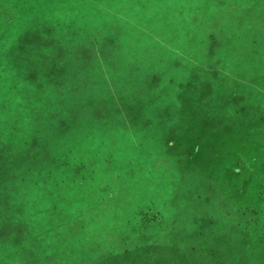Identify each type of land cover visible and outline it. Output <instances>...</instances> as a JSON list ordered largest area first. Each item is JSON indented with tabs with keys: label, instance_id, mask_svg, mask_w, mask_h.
Here are the masks:
<instances>
[{
	"label": "rangeland",
	"instance_id": "obj_1",
	"mask_svg": "<svg viewBox=\"0 0 264 264\" xmlns=\"http://www.w3.org/2000/svg\"><path fill=\"white\" fill-rule=\"evenodd\" d=\"M219 1L0 0V264H264V0Z\"/></svg>",
	"mask_w": 264,
	"mask_h": 264
},
{
	"label": "crops",
	"instance_id": "obj_2",
	"mask_svg": "<svg viewBox=\"0 0 264 264\" xmlns=\"http://www.w3.org/2000/svg\"><path fill=\"white\" fill-rule=\"evenodd\" d=\"M226 6L232 7L231 11L221 12L213 20L210 19L206 22L210 26L207 34L209 41L212 39H227L232 37L243 26L242 16L245 2L240 0L219 1L217 7Z\"/></svg>",
	"mask_w": 264,
	"mask_h": 264
}]
</instances>
